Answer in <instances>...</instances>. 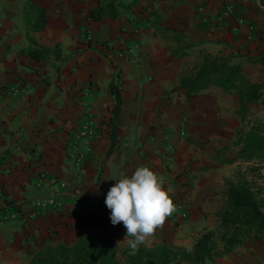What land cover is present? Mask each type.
<instances>
[{
    "label": "crops",
    "instance_id": "1",
    "mask_svg": "<svg viewBox=\"0 0 264 264\" xmlns=\"http://www.w3.org/2000/svg\"><path fill=\"white\" fill-rule=\"evenodd\" d=\"M108 1L0 0V90L21 89L18 96L0 93V264H30L44 246H72L81 238L131 249L132 237L122 223L111 224L104 201L141 166L186 206L188 218L178 225L165 220L138 247L192 246L218 223L225 179L240 164V140L254 124L264 129V8L257 2L120 0L116 17L93 20L91 12ZM225 2L244 17L238 32L227 30L232 19L213 20ZM199 8L209 21L200 19ZM41 9L45 26L32 30L27 21ZM119 42L133 46L132 54L116 56L110 47ZM206 54L231 56L247 80L261 84L260 100L241 111L234 89L211 85L187 95L180 78ZM114 73L121 106L111 135ZM86 118L94 135L77 164L70 143ZM181 120L185 138L178 135ZM46 197L58 207L31 218L33 203ZM8 207L19 212L17 219L2 220ZM206 264H264V240L247 238Z\"/></svg>",
    "mask_w": 264,
    "mask_h": 264
},
{
    "label": "trees",
    "instance_id": "2",
    "mask_svg": "<svg viewBox=\"0 0 264 264\" xmlns=\"http://www.w3.org/2000/svg\"><path fill=\"white\" fill-rule=\"evenodd\" d=\"M252 1L264 8V0ZM134 2L136 0H132ZM115 3L124 6L120 0H109L91 12L90 16L93 20L105 16L116 17L118 13L115 11ZM45 22V10L41 9L34 21L28 19L27 25L38 31L44 28ZM120 84L119 73H114L110 83L115 98L110 118L111 135H115L118 125ZM211 85L224 91L237 90L241 111L245 110L246 102L259 101L261 97V84L247 80L242 75L241 65L234 62L231 56L203 55L196 71L181 76L179 87L189 95L203 91ZM240 142L241 148L236 157L240 164L225 179L224 201L217 213L218 223L213 228L204 230L192 246L181 249L166 245L153 248L140 246L133 251L118 249L111 243L93 244L81 238L72 246H44L33 255L30 264H206L228 255L247 238L263 241L264 187L260 183L264 179V175L260 173L261 163L264 162L263 127L252 125Z\"/></svg>",
    "mask_w": 264,
    "mask_h": 264
},
{
    "label": "clouds",
    "instance_id": "3",
    "mask_svg": "<svg viewBox=\"0 0 264 264\" xmlns=\"http://www.w3.org/2000/svg\"><path fill=\"white\" fill-rule=\"evenodd\" d=\"M104 203L110 210L111 224L122 223L125 237H132L127 245L133 251L154 236L176 210L168 192L162 188V181L146 166L117 181L108 190Z\"/></svg>",
    "mask_w": 264,
    "mask_h": 264
},
{
    "label": "built area",
    "instance_id": "4",
    "mask_svg": "<svg viewBox=\"0 0 264 264\" xmlns=\"http://www.w3.org/2000/svg\"><path fill=\"white\" fill-rule=\"evenodd\" d=\"M236 7L234 4L230 2H225L222 6V9L219 13V16L214 21L219 22H226L227 19H232L235 21L233 25H227V30L229 32H238L239 28L245 24L244 17L242 15L236 14ZM203 8L198 9V13L200 15V19L202 21H209L210 18L202 12ZM252 29V27H250ZM116 56L118 57H126L129 54H132L134 47H124L121 42L118 43L117 47L114 48V46L110 47ZM264 53V49H263ZM21 89L20 88H14V87H5L0 90V93L2 95H12V96H18L20 94ZM262 101V99H261ZM263 102V101H262ZM261 104V103H260ZM170 133V132H168ZM94 135V123L90 118H86L85 121H83L80 124L79 130L76 132V134L72 137L71 143H70V151L74 155L77 164L82 163L87 155L90 153V148L88 146V141L93 137ZM178 135L180 138H185L187 135L186 127H185V120L180 121L179 129H178ZM167 150H171V147H167ZM174 205H175V212L172 213L171 216L166 218V220L171 225H178L179 223L185 221L188 218V211L185 205L178 204L172 199ZM59 203L54 197H46V198H40L36 200L32 205V211L30 214L31 218H40L43 214L46 213V211L53 210L57 208ZM19 212L14 210L12 207H8V210H6L2 214V220H15L17 219Z\"/></svg>",
    "mask_w": 264,
    "mask_h": 264
},
{
    "label": "rangeland",
    "instance_id": "5",
    "mask_svg": "<svg viewBox=\"0 0 264 264\" xmlns=\"http://www.w3.org/2000/svg\"><path fill=\"white\" fill-rule=\"evenodd\" d=\"M140 25H141V24L137 23V24H136V29H135V30H138V29L140 28ZM136 32H137V31H136ZM128 47H131V46H128ZM258 105H259V106H262V101H261V104L259 103ZM256 121L260 122L259 120H256ZM254 125H255V124H254ZM245 165H246V164H242V166H245ZM238 167H239V165H236L234 171H233L231 174H229V175L227 176V178H229L230 175H232V174L238 169Z\"/></svg>",
    "mask_w": 264,
    "mask_h": 264
}]
</instances>
